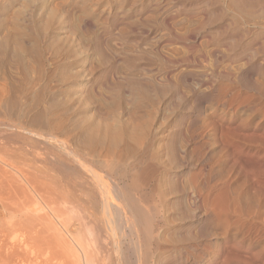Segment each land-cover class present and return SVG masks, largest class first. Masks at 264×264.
Instances as JSON below:
<instances>
[{"label": "bare ground", "instance_id": "6f19581e", "mask_svg": "<svg viewBox=\"0 0 264 264\" xmlns=\"http://www.w3.org/2000/svg\"><path fill=\"white\" fill-rule=\"evenodd\" d=\"M11 1L20 0H0V54L29 41L33 66L20 63L24 109L4 90L0 107L74 164L73 184L55 194L32 159L16 172L63 228L77 226L69 233L83 261L264 264V0H63L45 32L21 29L13 41L1 32ZM25 1L17 22L29 26L37 11ZM14 195H0V264H40L46 250L47 263L57 250L64 258L54 223L53 238L35 204Z\"/></svg>", "mask_w": 264, "mask_h": 264}, {"label": "rangeland", "instance_id": "374dc122", "mask_svg": "<svg viewBox=\"0 0 264 264\" xmlns=\"http://www.w3.org/2000/svg\"><path fill=\"white\" fill-rule=\"evenodd\" d=\"M22 0H20L18 3H17V1H11L10 3H9V5H7L6 6V8L3 10L4 11V13H3V18L2 19H6V21H5V19L3 20V22H1L2 24H3V26H4V28H3V30L1 31L2 32V34L3 35H5V34H7V36L8 37H10V39H11V37H12V39L14 40V36L16 35H25V33H23V32H25L26 31V33L27 34H32V32H35L36 33V36L38 37L39 35H41V33H43V32H45L46 31V27H45V23H46V19H47V17H48V11H49V9H51V7H50V5L53 7L54 5H52V3L53 4H57V2L59 3V2H62L63 0H44L43 2H42V0H31V1H33V3L32 2H30L29 4L30 5H32L33 4V8L34 9H31V10H36L37 12H35L34 11V13H32V19H31V22L28 24L29 26H27L26 24H20V23H18V22H20V19H19V16L20 15H22V8L21 7H23L22 5H24V3H25V5H26V1L25 0H23L22 2H21ZM25 1V2H24ZM35 1L37 2V3H35ZM95 4H99L101 7H103V8H105V7H107V6H105V4L107 3V1H109V0H102V1H98V0H92ZM98 1V2H97ZM92 2V3H93ZM14 3V4H13ZM38 3H39V5H38ZM45 3H46V5H45ZM93 3V4H94ZM36 4H37V6H36ZM44 4V5H43ZM17 5V6H16ZM21 5V6H20ZM24 5V6H25ZM29 5V6H30ZM40 5H41V7H40ZM18 6L20 7V10H19V8H18ZM39 6V7H38ZM44 6V7H43ZM49 6V7H48ZM10 7V8H9ZM13 7H14V9H13ZM47 7H48V10H45V8L47 9ZM18 8V9H17ZM37 8V9H36ZM41 10H40V9ZM6 9H7V11H6ZM13 9V11H8V10H12ZM17 10V11H16ZM43 11V12H42ZM15 12H16V14L17 13H19V14H15ZM41 12V13H40ZM48 12V13H47ZM10 13V14H9ZM12 13H14L16 16H17V20H16V16L14 17V14L12 15ZM46 13V14H45ZM13 16V17H7V16ZM19 15V16H18ZM6 16V17H5ZM47 16V17H46ZM21 17V16H20ZM9 18V19H8ZM11 18H13L12 20H11ZM19 19V20H18ZM8 20V21H7ZM16 21V23L14 22V21ZM195 20V19H194ZM13 21V22H12ZM18 21V22H17ZM212 21H213V18H211L210 20H209V22H208V20H207V22L206 21H203V24L201 25V29L203 30V29H205V30H209L210 28H212V27H215L216 26V24H212ZM206 22V23H205ZM208 23V24H207ZM18 25V26H17ZM204 25H205V27H204ZM207 25V26H206ZM208 25H209V27H208ZM212 25H214V26H212ZM212 26V27H211ZM29 28H31V29H29ZM53 28V27H52ZM52 28H50V29H47L50 33H51V29ZM15 29V30H14ZM18 29L20 30V31H18ZM21 29H23L22 31H21ZM33 29V30H32ZM121 29H123V28H121ZM28 30V31H27ZM29 31H30V33H29ZM52 31H54L55 32V30H52ZM17 32H19L20 34H18ZM53 32V33H54ZM10 33V34H9ZM16 33V34H15ZM35 33H33V34H35ZM40 33V34H39ZM32 34V35H33ZM38 34V35H37ZM11 35V36H10ZM13 35V36H12ZM21 37V36H20ZM11 39V40H12ZM12 40V41H13ZM63 40V39H62ZM31 42V41H30ZM12 43V42H11ZM11 43L9 42V44L8 45H11ZM14 43V42H13ZM12 43V45H11V47L9 46L8 48H9V51L12 53L13 52V49L15 50V49H17V50H15L17 53V55L15 54V51L13 52V54H12V56H9V55H11L10 54V52L8 51V50H5V52H6V55H5V52L4 53H2V54H0V87H2V88H0V90H4V92L7 94V100H8V102L10 103V105H12V103H14V102H20L19 103V105L22 107V108H20V106L19 107H15V108H17L16 109V111L14 110L15 108H13V107H9L10 108V110H9V108H8V110L6 109V108H1L0 107V111H1V113H0V195H2L3 193L4 194H6V193H8V192H11V193H13V195L15 194L16 196H17V194H18V196L21 198H19L20 200H24V201H21V203L24 205L26 202V204H32V205H34L35 204V208H37V209H35L34 207V209H35V211H38L39 213H36L37 215H36V218H38V220H36V221H38L39 222V218H40V220L42 219V221H44V217H42L43 216V214H44V212H45V214L46 215H48V217L49 218H46L47 220H48V222H46L47 220H45L44 222H42V221H40L39 223H40V226L42 227V225L41 224H44V226L42 227V229L46 226L47 227V223H50V225L51 224H53L54 223V225L56 226H54V225H51L53 228H56V230L59 232V231H61V233L60 234H62V236H63V238H62V236H58V232L55 230V232H57L56 234H53V228H51V226L49 227V230H48V227L46 228H44L43 229V231L46 229V231H48V232H46V231H44L46 234H49V236H52L53 238H54V236L55 237H57V240H56V238H54L55 239V241L57 242V244H59V245H57L56 246V242H54V240H53V238H48L49 236H47V238H48V241H49V243H50V245H54V247L56 246V250H57V247L58 246H60L61 248H62V250H64L65 251V253L66 252H68V253H66V255H64L65 257H66V260H65V257L63 258L62 256L60 257V255L58 256V254H60L59 252H60V250H57L58 252H56V254L54 253L55 252V250H54V254L56 255V257H59V258H62L61 260L59 259V258H57L58 260H56L55 258H50L51 260L49 261V263H47V261H46V257L47 256H44V255H47V253H48V250H46V251H44L39 257V261H40V264H45V262H46V264H51V263H53V264H69L70 262V264H72V263H74V264H87L88 263V261L87 262H85V261H83V260H85V258H83L82 257V255L83 254H81L82 252H80V249H78V248H76L75 247V244L73 243V241H72V239L71 238H73V236L69 233V232H71L72 230H74V229H76V227L77 226H75V228H74V226H72V223H70V224H68V225H66L65 223V225L68 227H64L63 228V225L60 223V221L56 218V217H54L53 216V212H52V210H51V207L53 208V205H51V206H49V209H45V207L46 208H48V204L46 205V203H45V199L43 198V196H41V194L39 193V192H37V194L39 193V195H37L36 196V193H35V191H33V189H31V186H29L30 184L29 183H31V182H27L26 180V182L28 183H26L25 181H24V178L21 176V175H19L16 171H18V170H20L22 173H26V171H27V169H28V166L26 167V165L28 164V163H24V162H26V160H28V159H32V163L31 162H29V165H33V168H35L34 166L35 165H37V167H36V169L34 170V169H30L32 172H34V174H36V175H34V176H37L38 178H40V180H41V182L43 181V183L44 184H46L47 185V187H49V188H51L50 190H53V192L55 191V192H59V193H62V194H64V195H66L67 193H68V190H69V187L73 184V176H70V174L71 173H69L70 172V170H69V166L68 165H74L71 161H69V160H67L68 158H65L66 156H62L61 154H59V153H55V151L54 150H52V149H50V148H46L45 146L43 147V145L42 144H37L36 142L34 143V140L32 139V141L30 140L32 137H31V135L28 133V131H26V130H24L22 127L24 126V121L22 120V117H19V118H14V116H15V114L16 113H18V111L20 110H23L24 109V107L21 105V103H22V101H21V99L19 98L20 97V93H19V91H21V89H23L24 88V83H23V80H21V79H23V73H22V69H21V66H20V63L21 64H27V65H29V63L33 66V62H32V60H31V58L29 57V55H28V52L29 51H27V49H29L30 47H28V46H31V45H29V41H27L26 43H24V45L25 44H27V45H25L24 47H22L21 48V50H24V51H21V50H19V48H14L15 46H14V44ZM31 44V43H30ZM56 45H63V41H61L60 43H56ZM23 48H25V49H23ZM11 49V50H10ZM18 50L20 51V54L18 53ZM26 50V51H25ZM198 50H199V48L198 49H196L195 51H196V53H195V51L194 50H192V51H190L189 53V56L187 55V59L188 60H190V59H192L191 57H193V55H191V54H193L194 53V55H197V52H198ZM7 51H8V53H7ZM26 52V53H25ZM19 54V55H18ZM6 56V57H3L4 59H2V57L1 56ZM7 55H8V57H7ZM190 55H191V57H190ZM14 56H15V58H14ZM10 57V58H9ZM17 57V58H16ZM190 58V59H189ZM17 59V60H16ZM30 60H31V62H30ZM191 61V60H190ZM19 63V64H18ZM187 63V62H186ZM185 63V64H186ZM187 66H188V68L189 69H193V67H192V65L191 64H189V63H187L186 64ZM190 65V66H189ZM16 66H18L17 68H16ZM19 74H21V75H19ZM31 75H35V74H32L31 73ZM31 75H30V79H32V80H34V78L33 77H31ZM35 78H36V76H35ZM6 89V90H5ZM8 90V91H7ZM8 92H9V94H8ZM19 93V94H18ZM9 98V99H8ZM26 102H28V99L25 97L24 98V102L23 103H26ZM13 106V105H12ZM18 108H19V110H18ZM6 109L7 111H4V110ZM3 111V112H2ZM13 111V112H12ZM16 113H15V112ZM7 112V113H6ZM37 111L36 110H32L31 111V113H30V115L32 116V117H34L36 114ZM6 113V114H5ZM34 113V114H33ZM11 114H12V116H11ZM33 114V115H32ZM9 115V116H8ZM30 116V118H32ZM7 117H11V119H8ZM16 127V128H15ZM29 140H30V144H29ZM32 143V144H31ZM33 143L35 144V145H37V149L38 148H40V149H38V150H36V152H35V154L33 155V157H31L29 154H28V152H32V154H33V152L34 151H32L31 150V145H33ZM30 145V146H29ZM46 150H45V149ZM42 149H44L43 151H42ZM49 151H48V150ZM42 151V152H41ZM53 151H54V153H53ZM48 152H50L49 153V155H51V156H48ZM42 153V154H41ZM7 154V155H6ZM43 154H44V156H43ZM46 154V155H45ZM56 155V156H54V155ZM60 156H59V155ZM42 156V157H37V156ZM58 155V156H57ZM52 156H53V158H52ZM36 157H37V159L38 160H41V161H39V164H38V160L36 159ZM46 157V158H45ZM54 157H57V158H55L54 159ZM58 157H60L61 159H62V162L60 161V159L58 158ZM6 158V159H5ZM43 160H42V159ZM48 158V159H47ZM65 158V159H64ZM7 159H9V160H7ZM15 159V160H14ZM36 159V160H35ZM47 159V160H46ZM49 159H51L50 161H49ZM54 159V160H53ZM4 160V161H3ZM13 160V161H12ZM44 160H46V161H44ZM3 161V162H2ZM8 161V162H7ZM10 161V162H9ZM43 161V162H42ZM51 163H49V162ZM55 163H53V162ZM13 162V163H12ZM34 162V163H33ZM37 162V163H36ZM42 164H41V163ZM61 162V163H60ZM8 163V164H7ZM10 163V164H9ZM18 163V164H17ZM44 163H46V165H47V163L48 164H50V165H48V166H50L49 168H45L46 167V165L44 166ZM61 165H60V164ZM63 163H65V164H63ZM12 164V167L10 166L9 167V165H11ZM14 165L15 166H17V168L16 167H14ZM40 165V166H39ZM43 165V167H42V169H44V170H42L41 169V166ZM60 165V166H59ZM39 166V167H38ZM19 167V168H18ZM32 167V166H31ZM13 169V170H12ZM42 171H41V170ZM29 170V171H30ZM40 170V171H39ZM69 170V171H68ZM44 171H46V173L44 172ZM47 171H48V173H47ZM36 172H40V174L42 173V172H44L45 174H46V176H45V174L44 173H42V174H44V175H40L39 173L37 174ZM31 173V172H30ZM32 174V173H31ZM26 176V175H25ZM40 176V177H39ZM48 177V178H47ZM32 178V177H31ZM52 178V179H51ZM36 180H37V178H36ZM40 180H37V181H39L40 182ZM71 180V181H70ZM53 181V182H52ZM67 181H68V183H67ZM71 183V184H70ZM69 185V186H68ZM29 186V187H28ZM3 188V189H2ZM22 192V194L24 195L25 193H26V195H24V197L22 196V194H20ZM25 192V193H24ZM54 192V193H55ZM67 192V193H66ZM35 194V195H34ZM56 194V193H55ZM14 195V196H15ZM28 195V196H27ZM15 196V197H16ZM25 196H26V198H25ZM29 197V198H28ZM39 197H40V199H39ZM25 198V199H24ZM28 198V199H27ZM41 198H43L44 199V203H43V201H42V199ZM27 199V200H26ZM30 199V200H29ZM26 200V201H25ZM28 200L30 201V203L28 202ZM31 200H33V201H31ZM42 201V202H41ZM46 205L45 207H44V205ZM65 213L67 214L68 213V211H66L65 210ZM44 214V216H46ZM41 215V216H40ZM51 215V216H50ZM59 221V222H58ZM37 222V223H38ZM59 226H61V229L62 230H60V228H59ZM71 226V227H70ZM71 228V229H70ZM52 229V230H51ZM64 229V230H63ZM69 229V230H68ZM67 230V231H66ZM71 230V231H70ZM53 231V232H52ZM65 231V232H64ZM43 232V233H44ZM50 232V233H49ZM64 232V233H63ZM67 232V233H66ZM43 234V236L44 237H46V234ZM82 233V232H81ZM54 236H53V235ZM64 234H67V236H65ZM57 235V236H56ZM70 235H71V237H70ZM82 235V234H81ZM78 236H79V234H78ZM62 239H61V238ZM77 237V236H76ZM47 238H46V240H47ZM59 238H60V240H59ZM66 239V240H65ZM71 239V240H70ZM50 240H51V242H50ZM63 242H62V241ZM70 240V241H69ZM66 241V242H65ZM52 242L54 243V244H52ZM70 244V245H69ZM51 247H53V246H51ZM60 247H58L59 249H61ZM64 248V249H63ZM54 249V248H53ZM53 249L50 251V252H52L53 251ZM45 250V249H44ZM73 250V251H72ZM46 252V253H45ZM63 252V251H62ZM53 253H51V254H53ZM65 253H63V254H65ZM61 255H62V253H61ZM49 256V255H48ZM73 256V257H72ZM75 256H77L76 258H74ZM69 257V260H71V261H69L67 258ZM75 260H74V259ZM83 258V259H82ZM43 259H44V262H43ZM48 259V258H47ZM53 259V260H52ZM54 259L56 260V262L54 261ZM76 259H77V261H76ZM60 260V261H59ZM63 260H65V261H63ZM52 261V262H51ZM62 261V263H60ZM69 261V262H68ZM73 261V262H72ZM83 262H85V263H83ZM89 264V263H88Z\"/></svg>", "mask_w": 264, "mask_h": 264}]
</instances>
